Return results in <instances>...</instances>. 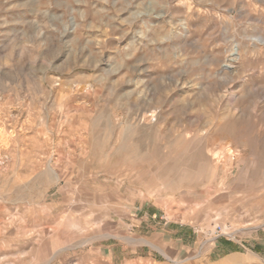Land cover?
I'll list each match as a JSON object with an SVG mask.
<instances>
[{"label":"rangeland","instance_id":"1","mask_svg":"<svg viewBox=\"0 0 264 264\" xmlns=\"http://www.w3.org/2000/svg\"><path fill=\"white\" fill-rule=\"evenodd\" d=\"M0 264H264V0H0Z\"/></svg>","mask_w":264,"mask_h":264}]
</instances>
